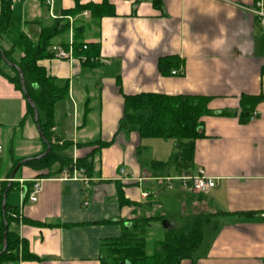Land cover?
Wrapping results in <instances>:
<instances>
[{
    "label": "crops",
    "instance_id": "obj_1",
    "mask_svg": "<svg viewBox=\"0 0 264 264\" xmlns=\"http://www.w3.org/2000/svg\"><path fill=\"white\" fill-rule=\"evenodd\" d=\"M14 1L19 3L17 13ZM14 1L12 12L19 16L30 39L37 37L41 26L63 18V12L75 4L74 0H53L48 7L45 0ZM105 1L112 5L113 15L93 22L88 12L83 13L89 25L82 43L97 44L96 67L83 66V56L74 49L68 59L52 55L40 64L56 84L67 88L54 104L51 128L54 138L71 142L63 152L71 148L68 157L75 159L95 147L78 146L92 141L88 138L93 128L87 129V122L89 103L95 96L103 108L98 140L111 143L88 157L89 174L73 167L38 177L36 170L21 168L16 187L7 192L5 202L18 210L19 217L8 230L24 247L17 258L0 259V264H100L103 243L131 228L137 217L167 219L169 228H163L164 235L176 225L172 217L198 212L212 214L215 224L195 264H264V27L250 11L256 0H158L156 5L154 0ZM64 18L72 30L55 36L51 44L68 49L74 38V20L70 22L68 15ZM178 69L183 73H171ZM92 79H96L93 86L99 95L91 90ZM139 92L209 97L210 114L202 117L204 135L194 141L187 170L151 166L154 160L168 161L172 149L168 160L150 157L140 162L134 153L142 141L160 138L117 131L122 93ZM243 96L256 97L246 121L239 119ZM57 107L67 118L66 108L69 112L71 108L66 126ZM26 112L22 93L0 74V154L1 139L8 138L12 146L16 132L25 134L32 150L42 149L37 127ZM114 136L118 142L113 141ZM200 168L215 182L205 194L177 184L169 189L164 180L182 171L194 174ZM33 179H40V190L36 201L30 202L26 194ZM162 185L176 190L180 197L179 211L166 218L151 210L160 204L156 193L162 191ZM143 192L148 195L143 197ZM169 196L175 199V195ZM155 223L149 222L146 228Z\"/></svg>",
    "mask_w": 264,
    "mask_h": 264
},
{
    "label": "trees",
    "instance_id": "obj_2",
    "mask_svg": "<svg viewBox=\"0 0 264 264\" xmlns=\"http://www.w3.org/2000/svg\"><path fill=\"white\" fill-rule=\"evenodd\" d=\"M72 8L65 10L63 16L71 15L74 17V38L72 46L76 54L85 57L83 66L96 67L97 44H87L86 50H82V37L89 25L83 17V13L88 12L90 21L97 22L102 17L113 15V7L107 1L101 3L80 4L79 0H74ZM158 0H154L156 5ZM68 20L65 18L53 19L50 23L41 26L35 39H30L22 29L19 16L14 15L11 9V0H0V74L4 76L14 87L33 100L39 116L34 121L33 112L26 102V114L32 119L34 124L40 127L50 151L43 157L30 160L24 164H35L33 170L37 171V176H50L59 173L63 169L71 170L73 167L82 168L85 173H90L91 162L88 157H92L95 151L107 146L111 141L103 142L100 140L87 143H78V146H95L85 156L75 159L63 155V150L71 145L70 141L60 140L52 136L51 128L54 125L53 111L54 104L63 98L67 88L59 86L55 82L40 61L52 57L48 46L52 39L63 36L67 32ZM9 42V48L5 49L2 42ZM62 45H66L62 42ZM19 52V57L14 56V52ZM164 62L160 58L159 63ZM15 64L13 67L9 64ZM2 66L12 70L13 75L5 72ZM17 68L21 71L23 83L19 80ZM123 109L118 121L117 131H134L140 138H160L172 140L175 152L168 161L151 162V166L166 170L170 167L175 169L187 170L191 167L193 159V146L197 138L203 137L202 117L210 114L207 107L209 97L192 94L168 95L159 92H139L134 94L122 93ZM256 97L243 96L240 98L239 119L246 121L252 113V106ZM43 115V117H42ZM41 141V139H40ZM42 142V153L46 145ZM2 181L0 182V250L2 248L3 221L8 224L12 215L19 217L16 207H12L5 202L4 212L1 210L2 194L7 189L6 194L12 189ZM13 216V219L15 218ZM160 217L148 216L137 217L129 229H123L121 235L112 240L104 242V254L100 264H195L197 257L205 250L203 246L210 237V231L214 227L212 214L210 213H191L179 215L176 220L178 224L166 230L161 240L157 241L156 249L152 254L145 252V233L149 222L160 221ZM16 234L7 229L6 249L0 254V259H14L18 257V250H23V244ZM23 254V253H22ZM25 257V256H23ZM27 257V255H26ZM29 258L34 256L28 255Z\"/></svg>",
    "mask_w": 264,
    "mask_h": 264
},
{
    "label": "rangeland",
    "instance_id": "obj_3",
    "mask_svg": "<svg viewBox=\"0 0 264 264\" xmlns=\"http://www.w3.org/2000/svg\"><path fill=\"white\" fill-rule=\"evenodd\" d=\"M14 4H15V12L17 13V8H18L19 3L18 2L16 3L14 1ZM68 16L71 19L70 22H72L74 20L73 16H71V15H68ZM64 17H65V15H64ZM69 25L71 26V23ZM71 30H72L71 28H68L67 32L65 34H69V32ZM2 46H3V48L8 49L10 45H9L8 41L4 40L2 42ZM14 56L16 58H18L19 52L15 51ZM7 64H9V63H7ZM9 65H12L13 67L16 66L15 64H9ZM2 67L6 73L13 75L11 69H9L8 67H5V66H2ZM95 80L96 79H92L90 81V84L92 85L91 90H93L92 92L94 94L99 95L100 94L99 91H97V89L94 88V86H93ZM80 106H81L80 111L81 110L83 111V104H81ZM89 107L91 108V113L88 115L89 121L87 122V129L92 130V128H93V130H92V133L89 135L88 139L94 141V140H98L101 138V136H99L100 134H97V132H98V128L100 125V120L102 121L101 116H102L103 108L101 106L100 99L97 96H95L94 98H92L90 100ZM56 112H57V114L60 113V116H62L61 117L62 123H64L66 126L67 125L66 124L67 119H70V117H71V114H70L71 108H70V112L66 108V113H68V115H69L68 118L64 115L61 107L60 108L57 107ZM42 117H43V115H42ZM80 120H81V114H79V121ZM24 135L25 134H23L22 132H16L14 135V138L12 140L13 141L12 146H11L10 140L8 138L1 139V143L3 145V151L0 154V164H1L0 167L3 169L0 172V174H1L0 175V177H1L0 182L2 181L4 184H6L7 188H9L11 184L13 185L12 189L16 187V184H17L16 179H17L18 175L20 174V170L23 166L33 169L32 166H34L35 164H31L32 165L31 166L29 164H24V163L27 161H30V160L38 159V158H35V156L39 155L38 153L42 150L41 149L38 152L32 150V146H31L32 142L27 141L26 138L24 137ZM113 141L118 142V138L114 136ZM171 149H172V151L174 150L173 152H175L173 143L170 140H166V141L161 140V139H156L153 141L144 140V141H142L141 146L138 147V151H136V153H134V155H135V158H137L142 163L147 161V159H150V157H154L155 159H158V160H168L170 158V156L172 155ZM25 151H29V152H27V154H25V156H21ZM62 154L69 156L71 154V148H68ZM29 157L31 159H29V160L25 161L23 164H21L18 167V169L16 170L13 178H10L11 171L13 170L15 165L18 162H20L21 160H23L25 158H29ZM97 160H99V159L97 158ZM97 160H96V164H98V162H99ZM148 168H149V165H148ZM156 190L157 189H155V191ZM6 191H7V189L3 193V194H5V197H6ZM3 194H2V199H3ZM13 194L18 195L17 192H13ZM157 194H158V196L156 197V199L160 202V204L158 205L157 208H155L154 205L152 206L151 210L154 208L152 213H157V215H159V214L163 215L165 218L169 217L170 215H176L180 209L179 204H178L179 198H180L178 192L176 190L170 191L169 189H167V187L165 185L162 187V191L156 193V195ZM169 195H175V197H174L175 199L171 198ZM11 196L12 195H10V198H11ZM186 199H187V197H186ZM8 212H9V215L11 216V221L9 222V224H10V223L15 221L16 217L14 216V214L12 215V213H11L12 211H8ZM13 216L15 217L14 219H13ZM176 217H177V215L172 217V219H175L174 222L176 224H178V220H176L177 219ZM160 222H156L155 224H152L148 228H146L145 252L147 254H152L154 252V250L157 247L156 246L157 241L161 240L163 237V231L164 230H163ZM9 224L7 223V229L9 228ZM3 230H4V227H3Z\"/></svg>",
    "mask_w": 264,
    "mask_h": 264
},
{
    "label": "built area",
    "instance_id": "obj_4",
    "mask_svg": "<svg viewBox=\"0 0 264 264\" xmlns=\"http://www.w3.org/2000/svg\"><path fill=\"white\" fill-rule=\"evenodd\" d=\"M53 0H45L46 6L50 7ZM250 11L255 16L258 25L264 27V0H256L253 7L250 8ZM69 20L70 17H69ZM72 43L70 44L68 49H65L59 44H50L48 46L49 52L61 59H68L72 56L73 48ZM83 49H86V44L83 43L82 45ZM84 60L85 57H82ZM172 74H182L183 70L178 69L171 72ZM1 150V146H0ZM82 170V169H81ZM66 171L64 170L63 173ZM122 173H124V170H121ZM164 180L167 182V186L169 189H172L174 184L179 185L180 187L187 189L189 191H192L194 193L198 194H205L207 193L212 187H214L215 182L212 178L208 177L204 171L200 168L198 169L194 174L186 173L185 171L180 172L179 174L172 176V177H166ZM40 179H33L32 185L27 192V200L30 202H35L37 198V194L40 190ZM148 194L146 192L142 193L143 197H146ZM264 215V214H263ZM10 264H15L10 263Z\"/></svg>",
    "mask_w": 264,
    "mask_h": 264
},
{
    "label": "water",
    "instance_id": "obj_5",
    "mask_svg": "<svg viewBox=\"0 0 264 264\" xmlns=\"http://www.w3.org/2000/svg\"><path fill=\"white\" fill-rule=\"evenodd\" d=\"M15 66V65H14ZM16 67V66H15ZM18 70V74H19V80L21 83H23V77H22V73L21 71L17 68ZM22 92L24 94V97H25V101L27 102V104L30 106V108L32 109V112H33V118H34V121L36 122L37 119H38V116H39V113H38V110L33 102V100L27 95L26 91L24 90V88H22ZM37 131H38V135L39 137L41 138V140L44 142V144L46 145V149L44 152H42L41 154L35 156V158H41L43 156H45L49 151H50V145L49 143L47 142L44 134L42 133V131L40 130V127L37 125ZM31 159L30 157L29 158H25L23 160H21L20 162H18L15 167L13 168V170L11 171V174H10V178H13L16 170L18 169V167L23 164L25 161ZM1 207H2V211L4 212V208H5V194H3V199H2V204H1ZM168 220L167 219H163L161 220L160 224L162 226V228L164 229H168L169 228V225H168ZM3 224H4V230H3V233H2V248L0 250V254L3 253L6 249V232H7V223L6 221L4 220L3 221Z\"/></svg>",
    "mask_w": 264,
    "mask_h": 264
}]
</instances>
